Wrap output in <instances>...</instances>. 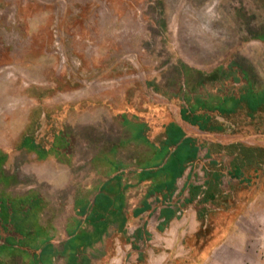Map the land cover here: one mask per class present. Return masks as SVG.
I'll return each instance as SVG.
<instances>
[{
	"label": "rangeland",
	"instance_id": "1",
	"mask_svg": "<svg viewBox=\"0 0 264 264\" xmlns=\"http://www.w3.org/2000/svg\"><path fill=\"white\" fill-rule=\"evenodd\" d=\"M112 251L264 264V0H0V264Z\"/></svg>",
	"mask_w": 264,
	"mask_h": 264
},
{
	"label": "trees",
	"instance_id": "2",
	"mask_svg": "<svg viewBox=\"0 0 264 264\" xmlns=\"http://www.w3.org/2000/svg\"><path fill=\"white\" fill-rule=\"evenodd\" d=\"M250 104V107L252 110H256L257 108V105H255L251 100L249 102ZM201 128L203 129H206V130H213L212 127H207V126H201ZM171 132V133H170ZM168 141H171L172 143L174 144H177V147L179 148L177 151V158L175 159V163H174V167H173V176L174 178H172V182L167 185L169 190L171 188L174 187L175 183H176V179L177 177L185 170V165L183 164L184 163V159H189V158H193L196 156V152H197V147L195 146L194 148L192 149H188V145L190 143H193V139H190V138H185L184 137V133L183 132H179L178 134L175 133V130H170L169 131V139ZM27 142L30 143L31 147L33 149H38L40 147V144L37 143L35 140H34V137H33V134H28L24 137L23 139V144H27ZM187 149H186V154H183L184 153V148L181 147L183 146ZM185 155V156H184ZM183 156V157H182ZM186 157V158H185ZM161 188V187H159ZM158 188V189H159ZM161 190V189H159ZM107 200V203L109 204V206L111 205V201L106 199ZM104 203L106 204V201H104ZM107 204V205H108ZM106 206V205H105ZM144 210V208H141L140 210L137 211V213H140ZM164 218L166 219V221H170L174 216H175V210L172 209V208H168L164 211ZM120 215V213H119ZM101 224H99L100 227H103L105 225L104 222H100ZM173 264H187V259L185 258H182V257H178L174 260V263Z\"/></svg>",
	"mask_w": 264,
	"mask_h": 264
},
{
	"label": "crops",
	"instance_id": "3",
	"mask_svg": "<svg viewBox=\"0 0 264 264\" xmlns=\"http://www.w3.org/2000/svg\"><path fill=\"white\" fill-rule=\"evenodd\" d=\"M170 221H172V219L170 220ZM104 233V232H103ZM102 233V234H103ZM115 254H116V252L114 253L113 251H112V253L110 252V254H107V256L106 257H104V256H102V260H103V262H105V264H108V263H110L111 261H112V259L115 257ZM176 258H172V260H171V262H172V264L174 263V260H175ZM141 262V263H140ZM136 264H149V257L147 256V254H146V252H144V253H142V256L140 257V260L138 259V263H136Z\"/></svg>",
	"mask_w": 264,
	"mask_h": 264
}]
</instances>
